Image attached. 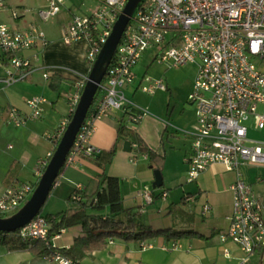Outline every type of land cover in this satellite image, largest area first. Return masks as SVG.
I'll use <instances>...</instances> for the list:
<instances>
[{"label":"built area","instance_id":"1","mask_svg":"<svg viewBox=\"0 0 264 264\" xmlns=\"http://www.w3.org/2000/svg\"><path fill=\"white\" fill-rule=\"evenodd\" d=\"M46 1V8L37 12L43 23L60 15L70 0ZM96 1L98 6L88 15H76L71 8L67 9L71 19L62 38L66 45L82 41L89 44L86 61L91 68L130 0ZM5 9L6 1L0 0V14ZM26 12L13 10L11 17L18 20ZM49 45L46 33L37 25L24 31H13L0 21V51L8 60L0 85L11 87L28 80L38 71H43V77L49 80L52 77L49 68L34 66L23 55L26 51L46 49ZM154 49L157 50L155 63L160 66L198 67L194 89L189 96L190 103L196 107V126L191 131L178 129L192 141V152L187 159L190 166L187 181H197L201 173L216 164L236 173L237 181L231 187L234 205L230 227L221 236L223 241L231 240L246 257H251L264 249V201L244 181L243 174L245 168L264 169V141L250 139L247 125L253 120L256 130H264V73L255 64V59H264V0H143L99 86L102 92L78 132L64 169L73 166L80 156L92 157L100 152L91 146L90 141L96 123L114 110L130 108L138 111L133 116L134 123L148 113L130 102L126 89L139 80L135 68L143 56ZM78 76L73 90L66 94L70 118H66L55 135H49V138L61 140L72 121L89 81L87 75ZM139 87L149 96L168 91L163 78L149 76L140 79ZM27 104L31 110L29 114L16 108L9 109L8 126L19 129L30 121L41 119L48 100L34 96ZM52 157L49 155L48 159L39 161L37 175H42ZM35 190L36 187L30 184L8 188L0 195V218L15 215ZM79 200L80 197L74 196L73 201ZM185 202L195 203V198L188 196ZM210 211V206L205 205L202 216L206 217ZM50 231V224L38 216L14 235L22 243H43L50 250L46 257L49 261L80 264L54 245L53 241L60 238L64 230L53 238ZM141 247L152 246L142 243ZM177 247L178 243L173 242L170 248ZM246 261L247 258L242 264Z\"/></svg>","mask_w":264,"mask_h":264},{"label":"crops","instance_id":"2","mask_svg":"<svg viewBox=\"0 0 264 264\" xmlns=\"http://www.w3.org/2000/svg\"><path fill=\"white\" fill-rule=\"evenodd\" d=\"M5 1L6 9L0 14L3 24L13 31H24L31 25H37L46 33L50 41L46 49H33L23 55L34 66L49 68L52 77L46 80L43 71H38L28 80L11 87L0 85V195L14 185L30 184L37 188L46 171L43 170L41 176L37 175L39 161L48 159L49 155L54 156L61 141L48 136L53 137L61 123L70 118L66 94L73 90L75 82L79 80L78 74L89 76L92 71L86 61L89 44L82 41L66 45L62 39L70 20L63 24H42L39 17H34V8H45L46 0L43 6H40L43 0ZM13 10L27 12L20 19L14 20L11 17ZM66 14L68 15L67 12ZM5 61V54L0 51V79L5 76ZM153 63L155 55L152 63L140 62L135 68L139 80L126 89V97L130 102L141 91L140 79L148 75ZM165 70L168 69L165 67ZM34 96H42L48 100L42 118L30 121L19 129L8 126L6 121L9 109L16 108L23 114H29L31 110L27 103ZM133 104L137 105L136 102ZM191 105L192 107L184 106L175 116L178 125L188 131L196 126V107ZM137 112L130 108L114 110L110 116L96 123V131L90 142L100 152L92 157L80 156L73 166L62 170L57 180L58 185L54 187L42 216H53L58 222V215L72 206L74 191L80 190L87 197L94 196L101 178L107 175L119 180L123 206L131 214L138 215L134 218L138 225L154 231L171 229L192 234L180 239L158 236L143 242L152 246L146 249L137 241L110 239L107 247L102 250L79 251L81 258L77 261L80 264H242L247 258L245 264H264L261 253L246 257L231 240H222L221 235L228 231L233 214L234 195L231 187L237 181L236 173L230 172L221 164L212 165L195 181L197 186L194 191L188 192L186 185L190 166L187 159L192 152L191 139L186 135L181 136L178 128H172L169 123L149 111L138 123H134L133 116ZM122 127L132 132L148 149L164 160L163 187H154L155 170L151 157L139 153L138 147L135 148L137 143L132 141L131 136L119 144V149L109 164L101 165V157L110 154L116 147ZM250 134L249 131V138L256 140ZM126 142L133 144L132 152L124 150ZM254 170L255 168L243 169L244 181L264 201V172ZM164 194L167 197H163ZM188 196L194 197L195 203H186L185 198ZM205 205L210 206L211 211L203 217ZM89 214L105 217L110 214V207L90 209ZM63 230L60 238L53 241L61 251L72 250L79 239L87 236L81 225ZM173 242L178 243L179 247L171 249ZM46 257L29 249L13 250L5 244L0 245V264H56Z\"/></svg>","mask_w":264,"mask_h":264},{"label":"trees","instance_id":"3","mask_svg":"<svg viewBox=\"0 0 264 264\" xmlns=\"http://www.w3.org/2000/svg\"><path fill=\"white\" fill-rule=\"evenodd\" d=\"M5 62L8 63V60L6 59ZM100 92H98L95 98L94 105ZM94 105L90 108V115ZM129 136H131L133 142L137 143L139 153L151 157L154 170L162 172L164 160L155 155L153 151L148 149L141 140L133 135L132 132L127 131L125 127H122L119 131L118 143L114 150L110 154L101 157V165L109 164L111 158L119 149V144L125 141ZM120 186V182L117 178L105 175L101 178L99 188L94 196L87 197L84 196L80 190L74 191V195L80 197V200L73 201L72 206L67 211L59 214L58 218H60V220L58 222L54 220L53 216L44 217L49 224H53L50 231V237L52 238L61 230L74 225H81V227L83 226L86 230V238L79 239L72 250H63L66 256H70V258L74 260H79L81 258L79 251L93 252L102 250L107 247L110 239L143 243L158 236H165L167 239H180L192 234L180 233L171 229L154 231L140 224L138 225V223L134 221V218L138 215L136 213L131 214L130 211L126 210L123 206ZM107 206L110 207V214H108V216L104 217L89 214L90 209L102 210ZM42 212L40 216H42ZM10 236L11 234L0 232V245L5 244L13 250L29 249L43 256H48L50 254V250L41 242L26 244L15 238V235H13L14 238ZM258 252L261 253L264 259V249Z\"/></svg>","mask_w":264,"mask_h":264},{"label":"water","instance_id":"4","mask_svg":"<svg viewBox=\"0 0 264 264\" xmlns=\"http://www.w3.org/2000/svg\"><path fill=\"white\" fill-rule=\"evenodd\" d=\"M143 0H130L123 14L120 16L114 31L99 55L92 71L89 75V81L84 89L81 101L72 118V121L64 133L58 148L49 163L44 175L42 176L31 199L15 215L9 218H0V232L4 234H15L17 231L28 226L35 218L40 216L44 209L55 184L64 169L65 162L71 152L72 147L78 136V132L85 123L90 108L93 107L95 98L99 91V86L103 83L104 77L117 54L118 47L123 35L134 16L139 4ZM131 142H126L124 150L132 152ZM164 180L161 171H155L154 187H163Z\"/></svg>","mask_w":264,"mask_h":264},{"label":"rangeland","instance_id":"5","mask_svg":"<svg viewBox=\"0 0 264 264\" xmlns=\"http://www.w3.org/2000/svg\"><path fill=\"white\" fill-rule=\"evenodd\" d=\"M45 3H46L45 0H43V4L40 6L45 5ZM97 6H98V2L96 0H70L66 4L65 8H63V10L61 11V14L53 18L51 21H49V24L50 22H57L58 24H63L65 21H69L71 17L69 14L68 15L66 14V12H68L67 11L68 8L72 9L73 14L88 15L91 14ZM40 10L42 9L34 8V17H36L37 19H38L37 12H39ZM38 23L40 24L41 21ZM156 53L157 50L155 49L153 51H149L147 54H145L141 62L152 63L154 59V55H156ZM255 64L264 73V59L263 60L259 58L255 59ZM166 69L168 70H165V66H160L157 63H153V66L151 67L150 72L148 73L147 76L155 79H160L161 77H163L166 85L170 88L168 92L160 91L155 96L152 97L140 91L135 97H132V101L136 102L139 107H142L147 111H149L152 115L157 116L166 123H169V125H171L172 128L176 127L180 131H182L185 129L178 125V121L175 119V116H177L182 111V108L184 106L188 105L189 107H192V105L189 103L188 98L190 96L191 87L197 76L198 67L197 65H189L186 67L166 68ZM247 125L250 128L251 138H254L259 141L260 140L264 141V132L261 133L259 131L254 130L253 120H250L247 123ZM180 131L178 133L181 136H184V134ZM254 171L263 173L264 169L261 168L259 169L255 167ZM186 186H187L186 190L189 192V191H194L197 184L196 182L190 184L188 183V185ZM46 209L47 206L43 210V213L45 212ZM13 215L14 214H11L7 218ZM13 235H11L10 237L14 238Z\"/></svg>","mask_w":264,"mask_h":264}]
</instances>
